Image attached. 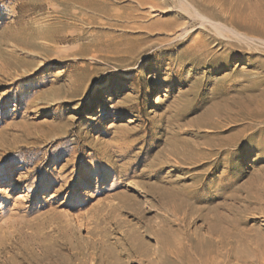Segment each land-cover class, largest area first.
Masks as SVG:
<instances>
[{"label":"rangeland","instance_id":"374dc122","mask_svg":"<svg viewBox=\"0 0 264 264\" xmlns=\"http://www.w3.org/2000/svg\"><path fill=\"white\" fill-rule=\"evenodd\" d=\"M0 264H264V0H0Z\"/></svg>","mask_w":264,"mask_h":264},{"label":"bare ground","instance_id":"6f19581e","mask_svg":"<svg viewBox=\"0 0 264 264\" xmlns=\"http://www.w3.org/2000/svg\"><path fill=\"white\" fill-rule=\"evenodd\" d=\"M195 9V8H194ZM198 12V11H197ZM200 13V12H199ZM202 15V14H201ZM232 29V28H231Z\"/></svg>","mask_w":264,"mask_h":264}]
</instances>
